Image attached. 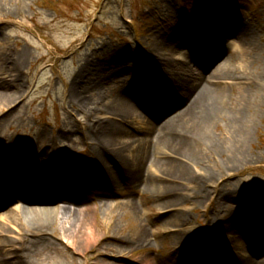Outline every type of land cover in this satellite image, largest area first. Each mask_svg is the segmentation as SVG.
Segmentation results:
<instances>
[{"label": "bare ground", "instance_id": "bare-ground-1", "mask_svg": "<svg viewBox=\"0 0 264 264\" xmlns=\"http://www.w3.org/2000/svg\"><path fill=\"white\" fill-rule=\"evenodd\" d=\"M166 12L170 13V9ZM171 34L170 39L156 34L143 52L133 58L130 74L121 65L112 67L103 76L94 71L99 65H93L88 60L80 66L76 77L82 78L84 92H95L99 88L98 82L108 77L122 80L121 88L104 104L108 117L102 118L100 132L94 139L87 136L86 129L83 132L84 143L92 149L85 166L96 182L108 183L107 190H110V185L118 187L131 182L137 192L151 193L156 199L155 206L165 211L160 215L163 235L171 240L176 252L193 249L186 264H198L192 262L194 260L200 264H264V201L244 195L237 188L227 193L221 191L220 183L224 177L229 178L228 182L232 181V175L222 173L232 172L205 168L202 161L207 158L211 162L217 154L222 156L220 150L225 141L220 143L212 134L213 129H219L222 123L230 127L232 138L228 149H235L237 156L234 157L240 158L247 153V146L251 144L250 127L241 109L237 108L238 104L227 105L225 85L231 81V84L242 86V80H248L244 78L250 77L246 74L247 63L254 62L257 45L250 39L251 35L233 26L225 29V39L231 40L228 43L231 48L219 51L216 45H213L215 48H205L203 43L210 40L207 30L191 28L186 35L176 31ZM179 40L181 43H178ZM188 46H193L187 56L197 67V76L193 69L189 70V62L182 59L185 54L181 55V50ZM226 54H230L228 59L223 58ZM239 55L247 57L245 61L241 60L242 70L246 73L240 69L231 70L230 66L237 63L235 59ZM127 61L124 59V62ZM5 64L6 73L18 82V65L21 63ZM240 72L243 79L234 77ZM134 79L140 85L135 90L124 86ZM104 91L101 90L99 95ZM14 99H18L17 92H0V104L7 105L6 109ZM242 100L249 103L244 98ZM3 111L0 115L5 113ZM137 121L140 129L144 128L146 135L143 138L126 127L131 128ZM121 122L126 126H122ZM3 143L11 149L24 148L23 143L15 140H3ZM206 150L212 157H204ZM53 161L62 171H68L73 166V160L63 155H57ZM226 165V168L230 167ZM75 170L82 172L80 167L73 166L71 176ZM11 181L10 195L3 188L5 177L0 170V212L11 202L19 205L0 216L8 225V228H0L1 233H11V229H16L18 233L15 240L9 241L7 237L0 240V264H69L66 253L79 255L78 252L82 251L77 247L82 242L90 244L91 254L95 253V258L86 260L85 264H113L116 261L110 262L111 257L120 261L121 255L131 247H152L150 253L153 255V238L157 239L159 235L154 236L148 230L132 195L126 201V209L139 224L135 225L131 237H104V234L100 238L91 226L86 227L90 209L84 208L82 191L62 189L59 196H55L53 189L44 186L41 179L22 184L14 179ZM41 192L44 197L39 201L37 194ZM208 196L215 201V208L206 219V230L199 233L192 226L188 210L192 207L193 211H197L204 206ZM108 198V194L100 195L96 200L97 206L102 210L105 208V211H114L117 206L111 204ZM59 228L63 230L62 237L67 242L53 239ZM82 232L84 234L77 240V235ZM260 246L263 248L259 249ZM138 264L162 263L156 257L145 256Z\"/></svg>", "mask_w": 264, "mask_h": 264}, {"label": "rangeland", "instance_id": "rangeland-1", "mask_svg": "<svg viewBox=\"0 0 264 264\" xmlns=\"http://www.w3.org/2000/svg\"><path fill=\"white\" fill-rule=\"evenodd\" d=\"M212 1L226 11L219 12L216 21H206L204 11L202 16L201 4L208 6ZM226 2H229L228 6ZM168 9L170 13L166 12ZM188 17L190 19L187 20ZM215 26L218 30L231 26L240 29L251 35L250 39L258 48L254 62L247 63V73L242 70L241 60L247 59L243 55H239L235 59L237 63L230 66L231 70L240 69L250 76L244 77L248 80H242V86L231 84V81L225 85L226 103L228 106L238 104L237 108L243 112L245 122L250 127L251 144L247 146L245 155L235 158V149H228L232 138L230 127L222 123L219 129L212 131L216 140L220 143L225 141L220 150L222 156L217 154L211 162L207 158L202 161L205 168L232 172L222 173L232 175V181L228 182L229 178L224 177L220 183L221 191L227 193L237 188L244 195L264 201V0H0V92L18 93V99L12 100L8 109L7 105L0 104V112H5L0 115V167L10 176H16L21 183L33 175L48 186L70 187L75 191L84 188L88 198L84 208L90 209L86 227L91 226L100 238L104 234V237H131L135 225L139 224L126 209V201L132 195L133 201L142 211L141 217L148 230L159 237L153 238V255L150 253L152 247H131L121 255L120 261L111 257L110 262L116 261L113 264H133L145 256L156 257L162 264H174L179 254L175 252L171 240L163 235L160 215L165 211L155 206L156 199L151 193L137 192L131 182L109 191L102 187L103 183L96 182L92 174L88 179L87 175L75 170L73 176L69 177L66 173L56 171L55 164L49 163L51 158L63 155L72 157L74 166L84 168V162L92 154V149L84 143L83 132L86 129L87 136L96 137L103 126L102 118L108 117L104 112V104L122 86L121 79L108 77L98 82L99 88L95 92H84L82 78L76 77L79 68L88 60L93 65H99L94 71L101 76L119 65L130 74L133 58L143 52L156 34H163L170 39L171 33L176 31L180 34L183 28L207 30ZM226 41L227 49H230L228 43L231 40ZM203 44L208 46L207 42ZM229 56L226 54L223 58L228 59ZM124 59L128 61L124 62ZM15 61L21 63L18 65V82L9 77L10 73H6L3 68L5 63ZM188 66L192 70V65ZM241 72L234 77L243 79ZM124 86L132 90L136 89L137 83L129 81ZM101 90L105 91L99 95ZM84 105L86 107L82 108ZM115 121L119 123V120ZM138 122L133 123L131 128L121 124L143 138L146 134ZM3 140L21 141L24 148H5ZM204 153V157H212L207 150ZM226 164L233 171L230 167L226 168ZM100 193L113 194L108 201L117 206L114 211L102 210L92 201ZM39 197L42 198V195ZM211 198L206 197L204 206L197 211L189 207L188 217H191L192 226L197 230L206 228V219L215 208V201ZM14 207L16 204L11 209ZM11 209H4L0 216L6 215ZM0 220V228H8L7 223ZM1 232L0 240L5 237L9 241L18 238L16 229H11L8 234ZM63 233L59 228L53 239L67 242L62 237ZM82 234L77 235V240ZM77 248L82 251L78 252L79 255L66 253L69 264H85L86 260L95 258V253L91 254L90 244L82 242Z\"/></svg>", "mask_w": 264, "mask_h": 264}]
</instances>
